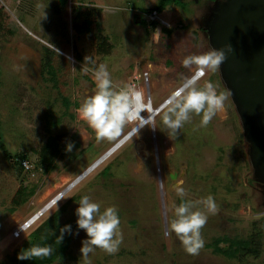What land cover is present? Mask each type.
Listing matches in <instances>:
<instances>
[{
	"label": "rangeland",
	"instance_id": "374dc122",
	"mask_svg": "<svg viewBox=\"0 0 264 264\" xmlns=\"http://www.w3.org/2000/svg\"><path fill=\"white\" fill-rule=\"evenodd\" d=\"M217 1L169 5L159 12L166 25L153 29L146 18L160 0H0V264H11L8 257L54 213L62 227L72 226L73 234L67 254L53 264H84L79 249L87 237L83 230L75 234L74 215L83 195L100 203L101 211L114 206L120 218L119 250L107 254L97 249L90 254L91 264H264V182L252 166L251 146L221 65L215 71L183 65L186 57L212 49L208 31ZM103 41L107 52L98 51ZM45 48L53 51L50 64ZM86 57L92 63L84 62ZM100 64L115 89H143L155 110L198 70L204 72L198 88L211 82L227 98L207 126H202V115L192 114L176 138L168 137L162 124L164 108L67 190L134 127L127 125L121 137L100 140L79 118L80 103L94 95L93 71ZM47 121L58 123L50 133ZM49 137L63 146V156L45 172L37 151ZM68 142L78 146L65 152ZM20 155L30 161L28 171L15 164ZM177 186L185 189L183 198ZM20 189L33 195L14 207ZM62 193L65 199L57 210L53 206L29 231L13 237ZM209 195L219 211L201 229L204 247L187 254L175 235H165L172 205L191 200L193 210L205 211L200 201ZM223 239L251 241L256 251L232 258L218 254L214 244Z\"/></svg>",
	"mask_w": 264,
	"mask_h": 264
},
{
	"label": "clouds",
	"instance_id": "9594fccd",
	"mask_svg": "<svg viewBox=\"0 0 264 264\" xmlns=\"http://www.w3.org/2000/svg\"><path fill=\"white\" fill-rule=\"evenodd\" d=\"M231 51L230 45H225L221 50L210 49L206 54L186 57L183 60V65L189 67L195 64L201 69L215 71L226 60L227 53ZM86 61L92 63L90 57H86L84 62ZM201 75H203V71H199L187 79L165 101L163 108L166 109V112L163 115L162 124L168 137L176 138L179 129L189 121L192 114L202 115V126H207L217 111L223 107L227 97L225 94H217L211 82L203 88L196 86ZM93 76L94 95L88 96L80 103L77 109L79 118L86 122L96 138L100 140L121 137L127 125L139 122V126L133 129L131 135H125L121 143L131 139L132 136L136 137L141 128L148 126V118L145 119L140 114L153 111L150 102H146L144 90L135 87L115 89L110 73L103 64L94 69ZM152 129L156 128L152 127ZM74 146V143L68 142L65 152H71ZM175 191L181 198L186 195L183 187L177 186ZM62 199H65L63 194L58 195L48 205V208L51 209L55 206L57 210V204ZM200 203L205 211L193 210L196 208V204L191 200L182 199L179 204H173V218L168 225V231L165 232L166 236L175 235L184 251L190 255L198 254L204 247L205 242L201 235V229L207 223L208 216L215 215L219 211L218 205L211 195ZM77 204L78 207L75 209L74 215L78 231L75 234H78L79 230H83L87 237L81 242L80 260L84 264H91L90 254H93L97 249H102L107 254L116 253L122 243L117 208L110 206L101 211V204L94 202L88 195H83ZM59 232L60 235L56 237L58 244L63 241L65 234H73L72 226L65 225L59 229ZM52 252L53 249L50 245L33 246L22 251L17 259L31 261L33 258L48 257L52 255Z\"/></svg>",
	"mask_w": 264,
	"mask_h": 264
},
{
	"label": "water",
	"instance_id": "95a60500",
	"mask_svg": "<svg viewBox=\"0 0 264 264\" xmlns=\"http://www.w3.org/2000/svg\"><path fill=\"white\" fill-rule=\"evenodd\" d=\"M215 4L208 31L209 43L212 49L221 50L225 45L232 49L221 64L222 75L251 146L252 166L264 182V0H219ZM120 144L98 159L75 182ZM175 177L170 178L174 180Z\"/></svg>",
	"mask_w": 264,
	"mask_h": 264
},
{
	"label": "trees",
	"instance_id": "16d2710c",
	"mask_svg": "<svg viewBox=\"0 0 264 264\" xmlns=\"http://www.w3.org/2000/svg\"><path fill=\"white\" fill-rule=\"evenodd\" d=\"M84 1V0H80ZM64 4V1H62ZM181 0H160L158 8L154 9V11L161 12L172 4H180ZM149 14V13H148ZM151 28H155V24L150 25ZM80 31V29L78 28ZM109 45H107L106 41L98 45L99 52H107ZM46 53V62L50 64L52 61V53L53 51L49 48H45ZM66 107L69 106V102L65 101L64 103ZM58 123L57 122H46V130L50 133L51 128L55 127ZM75 141V140H73ZM75 147L78 146L76 142H73ZM38 162L39 164L44 167L45 172H49L54 168V160L58 157L63 156V146L61 147L58 145L56 138L49 137L45 144L37 151ZM15 164L20 168V170H25L22 166L23 162H28V158L25 155H20L15 157L14 160ZM32 162V161H31ZM30 163V161L28 162ZM32 165V164H31ZM28 171V170H27ZM25 189H20L17 193L15 198L12 201L14 207H19L20 205L26 203L27 197L33 195V191L29 193H25ZM10 212H14L13 209H10ZM59 214L54 213L52 216L47 218L45 221L40 223L32 232L29 234L27 241L23 243L21 248L13 253L12 256L8 257V260L11 264H53L59 260H62L69 250V244L71 241L70 234H65L63 241L58 244L56 241V237L60 235L59 229L62 228V225L58 222ZM221 244H225L227 249L220 248ZM50 245L53 249L52 255L43 258H33L31 261L28 260H18L17 256L24 250L31 248L33 246H40L45 247ZM215 252L224 256H228L232 258L233 256L239 252L245 254L255 253L256 247L252 244L251 241H229L228 239L223 240H216L215 244Z\"/></svg>",
	"mask_w": 264,
	"mask_h": 264
},
{
	"label": "built area",
	"instance_id": "2783aa9c",
	"mask_svg": "<svg viewBox=\"0 0 264 264\" xmlns=\"http://www.w3.org/2000/svg\"><path fill=\"white\" fill-rule=\"evenodd\" d=\"M146 20L149 22V24H155L156 26L158 25H166L163 21H160V18H159V12L157 11H152L150 12L149 14H147V18ZM199 71H202V70H198L194 73V75L199 72ZM193 75V76H194ZM192 76V77H193ZM204 76V72H203V75H201L199 77L198 80H200L202 77ZM178 89V88H177ZM176 89V90H177ZM175 90V91H176ZM167 99H165L166 101ZM150 101V100H149ZM165 101L160 105L161 107L164 105ZM22 166L25 168V170H28V166H29V163L28 162H23L22 163ZM61 195V194H60ZM48 206V204L38 213L34 214L32 217H30L28 220H26L22 225H20L14 232H13V237L14 238H19L20 235H22L23 233L27 232L30 230V228L32 226H34V224L44 215V213L47 211L44 209Z\"/></svg>",
	"mask_w": 264,
	"mask_h": 264
},
{
	"label": "bare ground",
	"instance_id": "6f19581e",
	"mask_svg": "<svg viewBox=\"0 0 264 264\" xmlns=\"http://www.w3.org/2000/svg\"><path fill=\"white\" fill-rule=\"evenodd\" d=\"M145 96H146V93H145ZM146 102H149L148 101V99H147V96H146ZM150 104H151V102H150ZM151 108L153 109V111L151 112V113H149V112H142L140 115L142 116V117H144L145 119H147L148 118V120H147V124L149 125V124H151V123H153L154 122V119H155V117H156V114H158L159 112H161L164 108H163V106L161 107H158V109H156L155 110V108L152 106V104H151ZM139 126V122H137L136 124H134V127H133V129L135 128V127H138ZM146 127V126H145ZM145 127H143V128H145ZM143 128H141V129H143ZM140 129V130H141ZM133 131V130H132ZM132 131L129 133V134H131L132 133ZM128 134V135H129ZM133 137V136H132ZM126 140H124L123 141V143L125 142ZM121 141H119L118 143H120ZM117 143V144H118ZM123 143H121L116 149H119V147H121V145L123 144ZM117 144H115L114 146H116ZM113 146V147H114ZM112 147V148H113ZM116 149L111 153V154H113L115 151H116ZM142 149V148H141ZM111 150V149H110ZM109 150V151H110ZM140 151V150H139ZM145 152V151H144ZM110 154V155H111ZM110 155H108L102 162H100L97 166H95L87 175H89L93 170H95L99 165H101ZM86 175V176H87ZM85 177V176H84ZM74 182V181H73ZM78 182H79V180H78ZM78 182H74V183H72V181H70L69 183H72V185L71 186H68V188H67V190L69 189H71V188H73V187H75L76 185H77V183ZM68 185H70V184H68ZM63 195H64V193H62ZM58 196V195H57ZM56 197H54V199H55ZM53 199V200H54ZM52 200V201H53ZM50 204V203H49ZM48 204V205H49ZM45 210H49V208H48V206L44 209V211Z\"/></svg>",
	"mask_w": 264,
	"mask_h": 264
}]
</instances>
